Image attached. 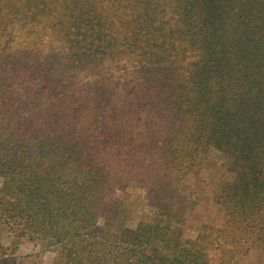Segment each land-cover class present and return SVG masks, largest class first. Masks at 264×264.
Returning <instances> with one entry per match:
<instances>
[{"label": "trees", "instance_id": "16d2710c", "mask_svg": "<svg viewBox=\"0 0 264 264\" xmlns=\"http://www.w3.org/2000/svg\"><path fill=\"white\" fill-rule=\"evenodd\" d=\"M25 17L40 23L35 12ZM62 20L53 25L60 26L67 60H57L83 56L92 67L105 61L124 72L131 67L137 82L131 108L147 109L164 127L158 138L151 132L139 137L138 163L147 154L170 174L176 167L188 171L197 154L213 146L230 157L235 177L216 199L225 209L222 227L200 226L194 239L183 237L159 197L153 205L159 219L139 221L134 229L114 220L99 224L87 205L102 175L77 142L23 139L32 129L20 111L26 103L7 95L9 79L0 76V264L19 239L51 248L54 263L65 258L64 264H212L234 257L248 242L264 245V0H117L114 11L102 14L82 0ZM14 32L12 20H0V52L10 48ZM24 32L38 39L37 31ZM109 134L118 139L116 131ZM161 136L165 148L157 146ZM59 185L79 190L69 195Z\"/></svg>", "mask_w": 264, "mask_h": 264}, {"label": "rangeland", "instance_id": "374dc122", "mask_svg": "<svg viewBox=\"0 0 264 264\" xmlns=\"http://www.w3.org/2000/svg\"><path fill=\"white\" fill-rule=\"evenodd\" d=\"M116 1L86 0L87 6L91 4L97 14L114 11ZM121 1L127 4L128 0ZM81 2L0 0V20H12L16 34L10 48L0 52V76L9 79L10 84L3 87L7 95L17 94L14 100L26 103L20 111H23L24 122L32 129L25 130L23 139L33 141L35 136L48 139L59 136L64 143H79L82 154L89 158L87 164L103 177V182L96 187L97 195L90 196L91 206L87 205L96 214L99 224L114 220L117 225L134 229L139 221L159 219L158 210L153 206L159 197L164 205H170L169 218L181 227L184 238L194 239L200 226L222 227L225 209L216 199L225 196L234 180L235 172L228 164L230 157L207 146L194 158L190 170L176 167L173 174L163 168L157 156L152 162L146 154L148 158L138 163L137 146L142 140L139 137L144 138L146 132H151L158 138L159 130L161 134L164 127L149 117L147 109L131 108L130 91L134 92L132 88L137 85L131 67L124 72L106 61L92 67L83 56L73 63L57 60L63 57L61 53L66 44L59 38L60 26L53 22L64 23L63 16L73 14ZM136 4H140V0H136ZM33 12L38 14L40 23L25 17L26 13ZM12 13L17 19L8 17ZM28 28L37 31V40H33L34 33L28 36L24 32ZM50 29L56 31L50 32ZM138 97L143 100L145 95ZM47 120L48 124L43 125ZM54 126L64 133L72 130L73 134L68 137L46 130ZM39 127V133L34 132ZM114 131L118 139H108L107 135ZM136 131H139L138 136H132L131 132ZM162 138L157 146L165 148ZM181 146L190 149L185 143ZM175 160L177 164L179 161ZM52 184L57 189V182ZM58 188L69 195L79 190L60 185ZM9 236L2 235L3 246L8 245ZM245 246L249 247L247 252H243ZM208 252L211 254L209 249ZM54 256L51 248L19 239L16 248L4 258L5 264H64L65 258L54 263ZM212 264H264V245L248 242L234 257L221 262L214 258Z\"/></svg>", "mask_w": 264, "mask_h": 264}]
</instances>
